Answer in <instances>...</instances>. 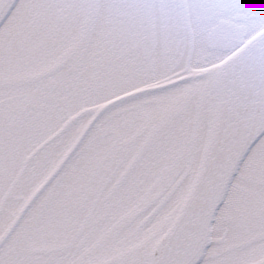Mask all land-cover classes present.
<instances>
[{"label":"rangeland","instance_id":"1","mask_svg":"<svg viewBox=\"0 0 264 264\" xmlns=\"http://www.w3.org/2000/svg\"><path fill=\"white\" fill-rule=\"evenodd\" d=\"M192 4L196 5V0H193ZM42 5L43 0H21L17 10L15 9L0 25V66L2 67V70H0V84L9 83V76L7 75L9 74L7 61L9 59V51L7 50L11 44L12 37L11 35L9 36V26L11 28L13 27V22H9V20L12 16L18 14L20 16L19 18L27 19L26 21L28 23L30 20L28 16L33 12V8H39ZM30 7L31 10L29 13L26 12ZM18 10L19 12L17 13ZM219 21L216 20L214 26L219 25ZM211 22L213 23V21ZM196 24L198 25V22ZM205 26L208 28V24L206 23L200 27L203 28ZM187 27H190L194 32L195 23L192 22L191 24L188 18L178 21V23H171V34L173 33L174 36L173 49L176 47L177 34L185 38V30ZM200 27L199 31L201 32ZM263 27L264 13L246 21L245 24H237V45H242L250 36ZM160 28L161 22L158 21V30ZM159 40H162L160 35ZM231 44L233 46V39L229 42L228 47ZM28 47L30 49V45ZM182 47L183 44H181L180 50ZM203 50L207 51L208 49L205 48ZM45 52L47 53V49ZM162 52L163 46L158 48L157 55L152 60L154 64L157 63L154 65L156 67V78L153 80L156 84L155 86L162 85L166 81H169L166 84H170V81H176L178 79L195 78L196 75L194 74L198 72L199 67L191 65L190 70L184 72L182 70V62L176 64V60L173 61L172 72L168 70L171 72H168L171 76L165 77V70L161 66ZM217 52L221 51H215V53ZM29 54L34 55L35 53ZM225 54H222V57ZM38 56L40 57V54L37 53ZM177 58L178 55L176 56ZM29 62L31 90L37 84L35 78L40 73L39 69L41 66L33 57H31ZM35 64L38 66L35 67ZM147 65L148 63L143 60L142 74L147 69ZM48 66L47 64L44 72L50 68ZM130 72L128 73V70L123 72V84H120L119 87H122V89L124 87L126 88L120 92L121 94L129 91H139L150 86V84L142 82L143 80L137 76L136 70H131ZM185 83L187 82H183L181 85ZM205 83L206 79H203L194 84L195 87L190 88V91L196 88L199 91L200 88L202 89L204 87ZM128 85L129 87H127ZM184 88L182 86L177 89H169L163 91V93L158 94L157 92L147 97L146 95L133 96L123 100V103L120 105L117 103L115 107L111 106L104 114H109L108 116H111L110 118L113 121L114 115L112 116L111 114L124 110L126 105L130 103V105L136 104L137 108L141 111L148 110L149 114L155 115L154 112H150L151 105L146 106V104L142 103L146 98L158 99L164 96L167 100H164L165 105L171 104V98L175 100L174 95L183 91ZM2 89L4 92L8 91L5 87H2ZM197 90L191 94L192 97ZM200 98L199 95L195 98V101L191 99L190 108L186 112V117L180 122L174 119L170 127L158 136L154 145L152 144L144 156L145 159L140 161L137 166V172H143L142 175L135 179L132 177L129 180L127 176L122 177V173L134 156V151L129 150V147L134 148L133 142L130 145H125V150L123 151L119 150L122 143L115 144L117 135H120V133L121 135H125L124 129L120 130V133L119 130L111 131L102 136L100 134L101 128L105 125L99 129H97V125L94 128L97 130L96 133L92 130L89 136H85V134L76 135V129L80 130L82 126L86 127L88 122L98 114L95 108L85 116H82L83 120H80L79 124H75L79 120L77 118L74 120V124L72 123L73 126L69 124L72 129L68 130L69 128H66L61 133H58V128L69 118L68 115L62 113V117L55 118L57 122L54 123V117L47 108V105L40 117H36L37 115L35 113L29 112L25 115L26 117L24 116L20 120V133L15 135V140L10 144L6 140L5 135H2V130L5 131L9 125V120L0 118V144H4L5 146L3 152L0 149V153L9 152V163L7 164L3 162V154L0 156V159H2L0 168V204L2 205L0 210V263L10 264L11 260H13L14 264H52L48 259L53 254L50 250L60 248L70 255L64 264H143L144 258H146L149 250L160 238L171 217H173V210L178 208L182 197H184L186 188L192 179V174L197 168V160L203 149L204 139L209 136L207 118L205 113L200 111ZM152 105H154V108H157L155 104ZM2 111L3 109H0V112ZM163 111H168V107H164ZM135 112V110H132L129 114H134ZM161 113L162 111L157 109V114ZM107 117H103L102 120ZM159 118L156 117L151 125L152 127L160 125L161 119ZM99 120L100 116L96 119L94 125ZM146 122L147 119L141 116L134 121L135 125L133 130H138ZM196 131L200 135H198L199 138L196 139L195 143L196 147H198L195 148L194 158L196 161L192 163V157L188 159L187 154L188 146L190 145L189 141L192 137L191 134ZM149 132L150 130L142 136V140ZM21 134L23 135L21 136ZM49 136L56 138L49 142L45 141ZM74 137L75 139L72 141ZM80 139L82 140L76 151L72 150ZM20 141L21 145L18 144ZM100 142L109 143L110 147L109 149L104 147V150H101L100 155L103 162L98 164L96 157L93 154L87 155V153L94 151V146L97 143L100 144ZM84 144L86 146L88 145L86 149L84 148ZM113 146H116V148L112 149ZM114 155H116L115 158H113ZM259 155L263 156L260 158L263 162L260 166V174L262 175L264 171V134L257 142V147L253 150L251 157L254 159ZM76 157L80 158V166L77 170L72 168L73 164H77L75 163ZM21 160L27 161L26 171L24 170L25 174L15 184L12 178L17 171V164L21 163ZM181 160L184 161V164L179 181L176 183L175 189L171 197L166 201L164 207L159 212L153 211L151 213L152 209L146 210V208L142 212V207L148 203L150 196L157 191V188L164 186V176L175 165L179 164ZM7 166L9 167V172H6ZM244 166L241 170V177L245 178L248 175V167ZM105 168L109 169L104 172ZM114 168L118 169L116 171L117 176L114 180L118 179L123 182L120 185L117 195L113 198L117 206L113 204L110 209L106 210V207L101 205V200L107 199L113 193L114 181L102 190L93 216L86 223L87 211L94 199L96 191L102 184L99 181L100 178L95 177L103 173L107 176ZM176 171L174 168L171 172L175 174ZM93 173H97V175L92 177ZM132 174L135 176V171ZM15 178L16 175L14 176V180ZM40 183H43L44 187L42 190H36ZM6 191L7 194L5 193ZM84 199L86 201L80 204L81 200L83 201ZM61 210L63 212H59ZM230 213L232 214L233 212ZM66 214L67 217L64 216ZM234 214L233 216H237L238 212L236 211ZM13 216H17L20 222L18 228L14 231V226L11 225ZM5 222L7 224H4ZM226 223L230 227L227 225L219 227L220 233L214 235L213 245L208 254L213 255L218 252V255L222 258V264H234L232 263L233 259H241L243 261L238 264H259V262H263L264 240L257 241L251 245L244 244L238 248L236 253L230 251V247L237 246L239 240L234 239V241H228L231 239L228 238L229 234L225 238H221V235L229 230V228L232 230L229 237L237 229L230 222ZM6 233L7 238L5 240L3 236ZM91 235L93 238L87 242L86 246L82 247V245H79L82 240L89 239ZM2 238L4 240L3 243ZM7 248H9V253L7 252ZM72 256L74 257L72 258ZM215 260H218V257Z\"/></svg>","mask_w":264,"mask_h":264},{"label":"flooded vegetation","instance_id":"2","mask_svg":"<svg viewBox=\"0 0 264 264\" xmlns=\"http://www.w3.org/2000/svg\"><path fill=\"white\" fill-rule=\"evenodd\" d=\"M225 1L233 4L236 0ZM20 2L21 0H17L10 9L9 15L15 9L17 10ZM192 2L193 0H154L149 6L155 46L150 57L146 60L149 63L148 70L156 69L154 65L157 63L154 64L152 60L157 55L158 48L163 46L161 66L165 70V75L172 70L174 60L178 64L185 59L188 65L191 64L205 71L203 74H213L222 58V54L235 45L238 24V22H234L235 13L223 12L218 9L215 5L216 0H196V5ZM30 10L31 7L26 12L29 13ZM243 13L245 16L244 22H246L263 14L264 10H259L252 3V0H249ZM141 16L140 0H43V5L39 8L34 7L33 12L29 14L28 18L30 17V20L28 23L27 19L19 18L18 14L12 16L9 20V22H13V27L9 26V36H12L11 44L7 50L9 51V59H7L9 83L0 84V102L10 99L9 105L0 106V109H3L0 112V118L9 120L6 130H2V135H5L9 144L15 140V135L20 133V120L29 112L35 113L36 117H40L46 105L54 117V123L57 122L55 118L62 117V113L68 115L71 121L82 118L92 108H95L98 114L93 119L90 118L92 120L89 119L85 133H90L92 130L96 133L97 130L94 128L97 124H94L99 116L101 119L104 113L111 106L115 107L116 103L121 102L123 97L127 99L139 95V91L129 92L121 98L111 99L112 103H110L111 100L109 101L117 88L120 91L122 89L119 86L123 84V72L128 70V73H131V70H136V73H138L143 65L144 34L140 25ZM185 18H188L191 24L192 22L195 23L194 32L190 27H187L185 38L177 34L176 47L173 49L174 36L173 33L171 34V23H178V21ZM91 19L92 21L89 24ZM216 20H220V24L214 26ZM158 21L161 22L160 30H158ZM205 23L208 24V28L206 26L201 28L200 26ZM199 27L202 30L201 32ZM159 35L162 40H159ZM232 39L233 46L231 44L228 47ZM181 44H183V47L180 50ZM28 45H30V49ZM205 48L208 50L204 51ZM46 49L47 53L45 52ZM218 50L221 52L215 53ZM40 51L42 52L40 53ZM29 53L35 54L30 55ZM37 53L40 54L39 58ZM177 55L178 58L176 59ZM31 57L37 60L41 67L39 69L40 73L35 78L37 84L30 90L29 60ZM94 63L98 67L102 65L97 75L94 74ZM47 64L50 68L44 72ZM36 66L38 65L35 64ZM129 69L131 70L129 71ZM0 70H2L1 66ZM154 77L155 74L153 73L152 78ZM2 87H5L8 91L4 92ZM125 88L122 90H125ZM110 117L108 116L99 125L103 126L105 124L101 128L100 134L103 136L111 131L118 130L120 133V130L124 129L125 135H121V133L117 135L115 142V144L122 143L119 150H125V145H130L133 142L134 148L129 147V150H134L138 145L136 150L140 149L141 151V136L147 126L133 130L137 114L129 117L127 121L125 118H121L126 117L123 111L114 114L113 121ZM149 123H151V120H149ZM147 142H150V138ZM18 144L21 145V141ZM100 144L97 143L93 148L94 151L87 153V155L93 154L98 164L103 162L100 155L101 150H104V147L107 149L110 147L109 143L100 142ZM4 147V144L0 146L2 152ZM86 147L88 145L84 146L85 149ZM115 148L116 146L112 147V149ZM2 152L0 156L3 154L4 164L9 163V152ZM115 157L116 155L113 156V158ZM79 162L80 160L76 157L75 163ZM1 163L2 159H0V168ZM262 163L258 165L255 157L249 161L248 167L254 172V170L260 169ZM8 168L7 166L6 172ZM96 175L97 173H93L92 177ZM112 177L113 173L110 179ZM250 179L252 182H260L264 186V176L261 180H257L252 175ZM240 197L242 198V196ZM247 197L250 201L246 203V219L243 220V216H241L236 220L238 228L240 227L247 233L243 234L239 229L233 232V235H240L245 238L252 232L264 231V212L259 215V221H262L261 227L257 226V229L254 230L249 222V219L257 214V206L252 200L254 199L253 194ZM85 201V199L81 200L80 204ZM235 202L237 201H233V203ZM64 216L67 217V214ZM242 221H244L243 226L240 225ZM222 226L220 225V227ZM231 231V228H229L221 235V238H225ZM218 233H220V229H217ZM243 243H246L245 239ZM235 248L236 245L231 246L230 251ZM54 249H52V256L48 258L52 264H56L57 257L56 252L53 251ZM7 252L9 253V248H7ZM208 253L199 264L223 263L218 252L213 255ZM217 257L218 260H215ZM10 264H14L13 260Z\"/></svg>","mask_w":264,"mask_h":264},{"label":"water","instance_id":"3","mask_svg":"<svg viewBox=\"0 0 264 264\" xmlns=\"http://www.w3.org/2000/svg\"><path fill=\"white\" fill-rule=\"evenodd\" d=\"M13 2L0 0V21ZM215 89L219 106L200 170L146 264H197L208 247L216 210L263 116L264 30L220 67Z\"/></svg>","mask_w":264,"mask_h":264}]
</instances>
